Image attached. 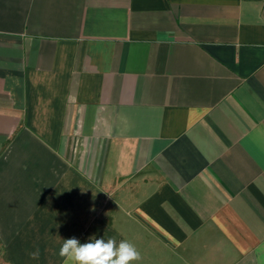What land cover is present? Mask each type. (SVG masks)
Instances as JSON below:
<instances>
[{
  "label": "crops",
  "instance_id": "0c3cea01",
  "mask_svg": "<svg viewBox=\"0 0 264 264\" xmlns=\"http://www.w3.org/2000/svg\"><path fill=\"white\" fill-rule=\"evenodd\" d=\"M59 237L264 264V0H0V264Z\"/></svg>",
  "mask_w": 264,
  "mask_h": 264
},
{
  "label": "clouds",
  "instance_id": "9594fccd",
  "mask_svg": "<svg viewBox=\"0 0 264 264\" xmlns=\"http://www.w3.org/2000/svg\"><path fill=\"white\" fill-rule=\"evenodd\" d=\"M58 255L63 264H134L141 260L136 246L127 241H117L115 237H91L87 242L75 237L62 239ZM37 258L38 253H32Z\"/></svg>",
  "mask_w": 264,
  "mask_h": 264
}]
</instances>
